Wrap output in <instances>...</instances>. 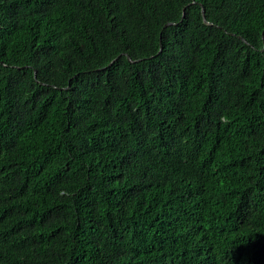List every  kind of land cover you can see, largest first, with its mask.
<instances>
[{
  "label": "trees",
  "instance_id": "16d2710c",
  "mask_svg": "<svg viewBox=\"0 0 264 264\" xmlns=\"http://www.w3.org/2000/svg\"><path fill=\"white\" fill-rule=\"evenodd\" d=\"M0 264H264V0H0Z\"/></svg>",
  "mask_w": 264,
  "mask_h": 264
},
{
  "label": "water",
  "instance_id": "95a60500",
  "mask_svg": "<svg viewBox=\"0 0 264 264\" xmlns=\"http://www.w3.org/2000/svg\"><path fill=\"white\" fill-rule=\"evenodd\" d=\"M201 13H202V16H203V21L205 22V20H204V11L201 10ZM169 25H170V24H169ZM262 35H263V33H262Z\"/></svg>",
  "mask_w": 264,
  "mask_h": 264
}]
</instances>
